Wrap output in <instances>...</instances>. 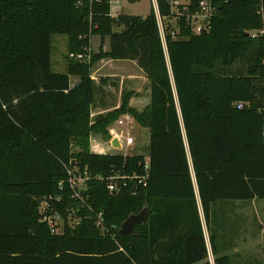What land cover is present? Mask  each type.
<instances>
[{"label":"trees","instance_id":"1","mask_svg":"<svg viewBox=\"0 0 264 264\" xmlns=\"http://www.w3.org/2000/svg\"><path fill=\"white\" fill-rule=\"evenodd\" d=\"M158 3L166 50L152 8L113 15L111 0H0V264H211L202 218L213 264H232L218 255L213 205L264 199V0H213L202 33ZM58 34L73 54L63 72L52 68ZM92 35L108 36L109 50L92 53ZM101 58L135 60L149 102L137 110L127 92L89 124L111 79L91 77ZM126 112L148 129L146 153L89 151V133L109 137ZM84 171L76 197L70 172ZM43 203L64 218L62 232L42 220ZM145 205L144 221L119 235L113 226Z\"/></svg>","mask_w":264,"mask_h":264},{"label":"rangeland","instance_id":"2","mask_svg":"<svg viewBox=\"0 0 264 264\" xmlns=\"http://www.w3.org/2000/svg\"><path fill=\"white\" fill-rule=\"evenodd\" d=\"M118 2V3H116ZM152 7L151 0H138L129 2L128 0H111V13H125L131 15L146 16ZM90 49L92 53H98L100 50L108 51L110 48V39L108 36L103 39L98 35H92L90 40ZM72 52L68 50L67 37L65 35H53L52 37V68L66 69V57L71 56ZM234 65V66H233ZM242 68V62H236L231 66L222 68L224 73H233V68ZM91 76L98 84H101V76H110L111 79L103 84L105 90L100 92L94 107L91 109L89 124L96 121L99 114L106 113L119 107L122 97L125 93L131 92L128 104L137 110L143 108L149 102V84L143 71L138 67L135 60L129 59H111L101 58L96 61L91 69ZM77 77V76H74ZM78 78V77H77ZM120 117V116H119ZM135 120V119H134ZM117 128L115 121L108 126ZM124 134L134 138V144L124 146L120 150L110 147L111 137H106L99 132H90L88 137V150L94 153L115 152L121 154L141 152L146 153L148 143V129L141 127L136 121L134 124H128L123 128ZM78 150L77 147H75ZM263 200V199H260ZM260 200L236 205L234 208V218L239 224V229H245V245H248L252 251H260V223L263 222L264 204ZM56 222L60 230H63L64 218L62 215L56 217ZM203 230L208 246L209 260L213 264L214 258L210 250L208 241V232L202 218ZM241 245V244H239ZM258 261V260H257ZM259 262V261H258Z\"/></svg>","mask_w":264,"mask_h":264},{"label":"built area","instance_id":"3","mask_svg":"<svg viewBox=\"0 0 264 264\" xmlns=\"http://www.w3.org/2000/svg\"><path fill=\"white\" fill-rule=\"evenodd\" d=\"M170 8V12L174 14L175 18L172 23L175 24V20L178 18V14L184 15L185 19L187 21V24L191 27V30L193 33H202L207 32L210 30L212 26V19L215 14L216 8L213 4V0H198L197 5L195 8L191 7V0H165ZM118 3V2H116ZM152 9L154 11V15L158 24L159 33L161 37V41L163 44L164 49L166 50V39H165V18H163L159 11V3L158 0H151ZM252 33H256L252 32ZM259 34L264 35V29H260L258 31ZM172 36L174 37V32L172 33ZM73 54H71L72 56ZM77 57H81V55H77ZM240 104V103H239ZM117 128H110L109 134L111 137L110 140V147H112L115 150H120L124 146H131L134 144V138L130 135L124 134L123 128L127 127L128 124L132 125L135 123L134 117L126 112L124 114H121L119 118L115 120ZM264 128V124H263ZM116 138L120 144V148H116L112 146V139ZM69 176V183L71 187L73 188L74 192L73 194L78 197L79 192L76 190V188L81 189L85 187L86 185V179L88 177L86 171L83 172V174H76L75 172H70ZM107 188L110 192H114L117 189L116 182L112 181V178L107 179ZM45 203L42 204V212L43 217L42 220H45L47 224L49 225V228L52 233H60L62 230L59 229L58 224L56 222V217H59V213L53 212H47L44 209ZM100 216V214H99ZM97 223H101V220L99 219Z\"/></svg>","mask_w":264,"mask_h":264},{"label":"crops","instance_id":"4","mask_svg":"<svg viewBox=\"0 0 264 264\" xmlns=\"http://www.w3.org/2000/svg\"><path fill=\"white\" fill-rule=\"evenodd\" d=\"M57 71L63 72L65 69H58ZM101 77H104V75ZM77 81V77L72 75L70 76L71 86H73ZM255 200L260 199L245 202L227 200L217 202L213 205V212L217 218L216 224L214 225V232L216 236L218 255L228 256L232 260V264H254V260H258L259 264H264V214L263 222H261L259 226L261 239L260 251L258 252L250 250L249 246L245 245V229H239L242 221L238 224L234 218V214L236 213L234 212V208L236 205L253 202ZM260 201L264 204V199Z\"/></svg>","mask_w":264,"mask_h":264},{"label":"water","instance_id":"5","mask_svg":"<svg viewBox=\"0 0 264 264\" xmlns=\"http://www.w3.org/2000/svg\"><path fill=\"white\" fill-rule=\"evenodd\" d=\"M129 2H135L138 0H128ZM112 146L120 148V144L116 138L112 139ZM148 214V206L145 205L138 213L130 214L120 226H113L117 230L119 235H129L133 232L134 227L144 221Z\"/></svg>","mask_w":264,"mask_h":264}]
</instances>
